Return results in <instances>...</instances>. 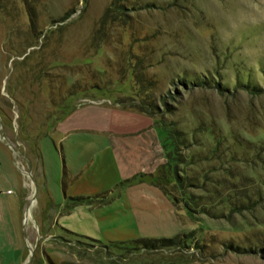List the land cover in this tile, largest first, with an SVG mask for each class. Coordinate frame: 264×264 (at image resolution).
<instances>
[{"label": "rangeland", "instance_id": "rangeland-1", "mask_svg": "<svg viewBox=\"0 0 264 264\" xmlns=\"http://www.w3.org/2000/svg\"><path fill=\"white\" fill-rule=\"evenodd\" d=\"M0 264H264V0H0Z\"/></svg>", "mask_w": 264, "mask_h": 264}, {"label": "trees", "instance_id": "trees-1", "mask_svg": "<svg viewBox=\"0 0 264 264\" xmlns=\"http://www.w3.org/2000/svg\"><path fill=\"white\" fill-rule=\"evenodd\" d=\"M118 8H122V5H118ZM208 85V82H200L199 83V85ZM217 86L220 88V86L218 85V83H217ZM247 87V86H246ZM249 87V86H248ZM253 89H256V87L255 88H253ZM257 90V89H256ZM141 111H143V110H141ZM143 113H146V114H149V115H152L151 114V112H149V111H144ZM153 116V115H152ZM176 133H178V134H181L179 131H176ZM90 199V197H86V198H84V197H78V198H75L74 200L77 202V201H83V200H89ZM173 239V238H172ZM172 239H159V240H154V239H151V240H149V239H136V240H133V244H135V245H139V244H144V243H149V244H151V243H155V242H157V243H163V242H167V241H171ZM176 239H179V236H176V237H174V239L173 240H176Z\"/></svg>", "mask_w": 264, "mask_h": 264}, {"label": "crops", "instance_id": "crops-1", "mask_svg": "<svg viewBox=\"0 0 264 264\" xmlns=\"http://www.w3.org/2000/svg\"><path fill=\"white\" fill-rule=\"evenodd\" d=\"M117 107H119V106H117ZM125 113H129L130 119H135V120H137L139 118V116H141L139 112H135V111L130 110V109H128V110L125 109Z\"/></svg>", "mask_w": 264, "mask_h": 264}, {"label": "bare ground", "instance_id": "bare-ground-1", "mask_svg": "<svg viewBox=\"0 0 264 264\" xmlns=\"http://www.w3.org/2000/svg\"><path fill=\"white\" fill-rule=\"evenodd\" d=\"M29 215H30V213L28 212V210H26V213H25V217H26V219L29 218ZM31 217H32V216H31Z\"/></svg>", "mask_w": 264, "mask_h": 264}]
</instances>
